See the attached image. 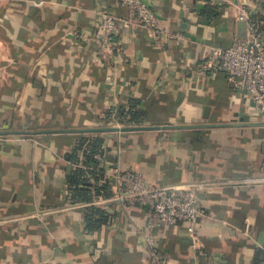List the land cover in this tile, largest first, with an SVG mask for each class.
Here are the masks:
<instances>
[{"label":"crops","instance_id":"crops-1","mask_svg":"<svg viewBox=\"0 0 264 264\" xmlns=\"http://www.w3.org/2000/svg\"><path fill=\"white\" fill-rule=\"evenodd\" d=\"M146 1L183 38L123 28L108 62L88 37L101 10L124 16L119 0H0V264H145L144 209L116 199L114 173L127 169L201 184L193 232L154 231L167 264H264V117L226 72L202 66L242 35L236 6L264 14V0ZM130 100L141 122L120 119ZM111 125L158 127L94 131ZM96 135L99 187L89 179L93 199L75 200L66 155ZM91 204L108 213L94 232Z\"/></svg>","mask_w":264,"mask_h":264},{"label":"built area","instance_id":"built-area-1","mask_svg":"<svg viewBox=\"0 0 264 264\" xmlns=\"http://www.w3.org/2000/svg\"><path fill=\"white\" fill-rule=\"evenodd\" d=\"M119 5L125 9L124 16L101 10L97 16L96 30L88 37L90 43L98 46L102 59L108 62L115 60L116 39L123 28L140 29L149 38L158 41L183 38L180 32L163 27L148 1L119 0ZM235 15L243 22L242 35L227 46H212L202 66L226 72L234 89L249 95L264 117V14L254 15L245 6L237 5ZM114 179L116 199L135 203L144 209L145 264H167L157 247L154 231L160 226L183 223L189 232H193L194 224L203 212L196 198V190L201 184L181 182L154 185L141 172L129 169L115 172Z\"/></svg>","mask_w":264,"mask_h":264},{"label":"trees","instance_id":"trees-1","mask_svg":"<svg viewBox=\"0 0 264 264\" xmlns=\"http://www.w3.org/2000/svg\"><path fill=\"white\" fill-rule=\"evenodd\" d=\"M130 102L131 106L126 111L123 108L119 110L120 119L123 122H141L145 117V111L143 109H131L137 101L130 100ZM101 143L102 138L97 135L92 138L80 137L71 152L66 155L68 160L76 164L71 173L66 175V181L72 190L75 200L91 201L93 199L88 187L90 184L88 183L89 179H92L97 184L101 178L96 158L97 155L102 153ZM95 194L98 195V191H95ZM104 195L109 196L110 193H105ZM107 215L108 213L104 208L93 204L88 205L83 216L85 227L89 231H96L107 218ZM256 256V261H258L259 257H264V251H257Z\"/></svg>","mask_w":264,"mask_h":264},{"label":"water","instance_id":"water-1","mask_svg":"<svg viewBox=\"0 0 264 264\" xmlns=\"http://www.w3.org/2000/svg\"><path fill=\"white\" fill-rule=\"evenodd\" d=\"M243 24V22H242ZM158 126H146V127H141V126H123V127H105V128H97L94 129V131L98 130H135V129H143V128H156Z\"/></svg>","mask_w":264,"mask_h":264}]
</instances>
